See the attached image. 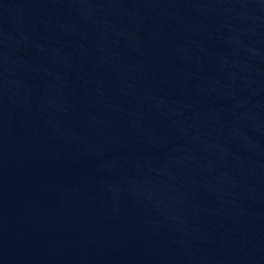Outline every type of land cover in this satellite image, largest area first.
<instances>
[{"label":"water","instance_id":"obj_1","mask_svg":"<svg viewBox=\"0 0 264 264\" xmlns=\"http://www.w3.org/2000/svg\"><path fill=\"white\" fill-rule=\"evenodd\" d=\"M0 264H264V0H0Z\"/></svg>","mask_w":264,"mask_h":264}]
</instances>
